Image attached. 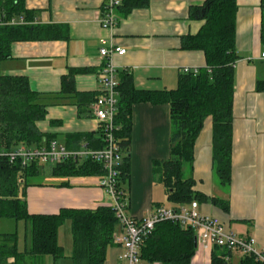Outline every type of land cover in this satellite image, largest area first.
<instances>
[{"label": "crops", "instance_id": "crops-1", "mask_svg": "<svg viewBox=\"0 0 264 264\" xmlns=\"http://www.w3.org/2000/svg\"><path fill=\"white\" fill-rule=\"evenodd\" d=\"M104 3L105 0L28 1L26 8L32 18L28 21L18 17L24 18L25 25L51 27L52 37L13 43L11 58L0 65V74L27 77L32 90L45 97L47 117L38 122V129L70 151L83 147L97 150L104 145L92 108L101 93L97 74L104 65L100 56L103 40L107 48L126 50L123 56L115 55L113 63L119 81L122 72L130 73L138 90H174L185 68L206 67L203 52L183 49V38L197 34L205 23L191 15V10L202 7L205 0H149L147 6H122L117 10L118 24L113 29L101 25ZM237 7L236 49L241 58L235 66L232 180L223 185L217 175L211 117L195 143L194 161L185 174L195 180L194 191L208 198L197 201L202 214L218 217L237 235L253 238L256 247L264 251V92L258 89V82L264 81L263 10L261 0H237ZM71 72L75 75L76 94L65 96L61 94L62 80ZM77 95L86 96L81 107ZM131 119L130 168L122 187L128 215L142 219L160 206H176L168 201L158 165L171 158L170 105L135 104ZM48 168L46 164L40 176L47 178L40 181L42 184L29 186L24 197L20 193L30 215L97 210L111 204L112 197L100 186V175L57 179L50 176ZM63 182L68 186H61ZM213 198L223 201L229 210L214 204ZM14 221L18 228L20 221ZM25 228L28 230L26 223ZM121 231L120 227L119 235ZM15 232L19 235L18 230ZM19 249L28 251L21 249L20 235ZM68 249L64 248L65 258L54 260L47 256L42 263L73 264L72 251ZM215 249L220 248L198 247L191 264H211ZM123 252V247L115 243L108 250L106 264H123ZM241 258L232 253L226 261L237 264Z\"/></svg>", "mask_w": 264, "mask_h": 264}, {"label": "trees", "instance_id": "trees-1", "mask_svg": "<svg viewBox=\"0 0 264 264\" xmlns=\"http://www.w3.org/2000/svg\"><path fill=\"white\" fill-rule=\"evenodd\" d=\"M30 0H0V15L9 18L24 16L28 21L32 13L27 10ZM149 0H125L123 7L147 6ZM261 39L264 45V0ZM237 0H205L202 7H194L191 15L205 21L195 35L183 38V49L201 51L206 58V67L198 73L182 74L178 87L169 91L138 90L133 76L120 75L119 109L116 132L118 145L124 157L120 169V188L130 168L132 132V107L138 103L170 105L172 120L171 158L158 163L161 183L166 189L168 201L178 208L193 201L208 198L194 191L195 180L186 175L187 166L194 161L195 143L206 120L213 119V158L219 180L229 185L232 180L233 150V106L235 92V66L240 60L236 49ZM51 27L5 26L0 27V65L11 58V47L19 41L51 38ZM74 72L62 80V93L76 94ZM259 91L264 92V81L258 82ZM79 96L83 106L85 95ZM65 98V97H63ZM45 97L32 90L27 77L0 74V152L12 153L21 146L41 148L51 139L40 132L38 122L47 117L48 104ZM49 164L52 178L91 177L103 175V168L92 160L69 159ZM45 163L31 161L13 163L0 158V217L24 221L31 233V248L19 249L18 233L0 235V264H43L44 257L54 260L65 258V250L59 241V231L66 221L72 225L73 264H106L107 253L115 244V232L119 224L113 208L106 206L97 210H62L58 215H30L27 211L26 189L42 184L38 178L43 174ZM68 186L67 182L60 184ZM124 190V189H123ZM213 203L225 206L219 199ZM224 210L229 208L225 206ZM193 229H183L179 224L163 222L145 238L141 248V259L159 264H191L197 252ZM222 250V251H221ZM232 252L220 248L212 254L211 264H229L226 258ZM237 264H264L253 256H243Z\"/></svg>", "mask_w": 264, "mask_h": 264}, {"label": "built area", "instance_id": "built-area-1", "mask_svg": "<svg viewBox=\"0 0 264 264\" xmlns=\"http://www.w3.org/2000/svg\"><path fill=\"white\" fill-rule=\"evenodd\" d=\"M125 0H105L101 25L113 29L118 24L117 10L123 6ZM22 17L9 18L0 15V27L25 25ZM126 50L122 48H107L106 41H102L100 56L104 65L97 74L100 87V96L93 104V112L99 122L102 134L103 147L93 150L83 147L77 151H70L56 141L41 148L21 146L12 153L0 152V158L8 157L13 163L22 159L23 163L39 161L40 163H58L65 160H92L103 168L100 186L112 197L109 207L115 211L116 218L122 229L121 234L115 237V243L123 247L121 256L123 264H141V248L146 237L151 235L157 225L163 222L179 224L183 229H193L197 234L198 247L201 250L223 248L243 256H253L257 261L264 263V251L256 247L253 238H244L229 229L218 217L204 215L199 211V204L193 201L178 208L160 206L145 218L135 219L127 213V197L120 188V169L124 163L122 151L118 145L116 132L120 126L117 123L119 109L120 85L117 69L113 63L115 55L123 56ZM264 60V53L261 55ZM184 74L198 73V69L185 68Z\"/></svg>", "mask_w": 264, "mask_h": 264}, {"label": "rangeland", "instance_id": "rangeland-1", "mask_svg": "<svg viewBox=\"0 0 264 264\" xmlns=\"http://www.w3.org/2000/svg\"><path fill=\"white\" fill-rule=\"evenodd\" d=\"M49 170V168H48ZM51 178V177H49ZM47 179L45 176L39 177V181H44ZM50 180L49 182H51ZM3 223V225H2ZM7 225V227H5ZM19 231L20 235V246L24 250L26 248H31V233L25 228V222L20 221L18 223V228H16V222L14 220L0 219V234L4 233H13ZM120 227L119 225L116 228V234L119 235ZM60 243L68 251L70 248L73 251V237H72V225L71 222L67 221L66 224L60 230ZM143 261V260H142Z\"/></svg>", "mask_w": 264, "mask_h": 264}, {"label": "water", "instance_id": "water-1", "mask_svg": "<svg viewBox=\"0 0 264 264\" xmlns=\"http://www.w3.org/2000/svg\"><path fill=\"white\" fill-rule=\"evenodd\" d=\"M195 245H196V247L198 248V239H197V237H196V239H195Z\"/></svg>", "mask_w": 264, "mask_h": 264}]
</instances>
